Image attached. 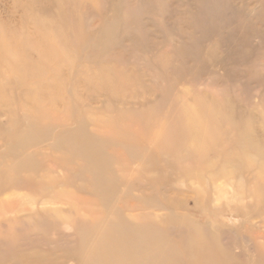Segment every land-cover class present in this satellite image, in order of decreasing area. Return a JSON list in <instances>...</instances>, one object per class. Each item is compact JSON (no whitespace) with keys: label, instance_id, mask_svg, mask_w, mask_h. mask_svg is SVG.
<instances>
[{"label":"rangeland","instance_id":"obj_1","mask_svg":"<svg viewBox=\"0 0 264 264\" xmlns=\"http://www.w3.org/2000/svg\"><path fill=\"white\" fill-rule=\"evenodd\" d=\"M129 261L264 264V0H0V264Z\"/></svg>","mask_w":264,"mask_h":264},{"label":"bare ground","instance_id":"obj_2","mask_svg":"<svg viewBox=\"0 0 264 264\" xmlns=\"http://www.w3.org/2000/svg\"><path fill=\"white\" fill-rule=\"evenodd\" d=\"M204 117H205L204 115L203 116L199 115V114L195 115V120H196L197 127L199 126L200 128H203L204 126H209L210 125V124H208L206 122V119ZM226 126L234 127L235 125L233 123H231V124H226ZM210 129H211L212 134L210 135V137L199 139L198 142L200 144H206L207 142H210V143L217 142L220 139L221 134L225 131L224 129L217 128L215 126H211ZM167 144H169V142H167ZM197 149H200V148L197 146L196 150ZM121 255L123 257H125L127 260L131 259V252L126 247H124L123 251L121 252ZM131 262L132 261H129V264Z\"/></svg>","mask_w":264,"mask_h":264}]
</instances>
